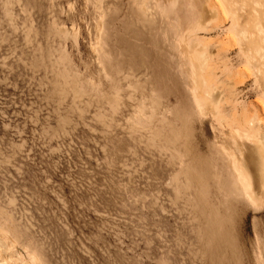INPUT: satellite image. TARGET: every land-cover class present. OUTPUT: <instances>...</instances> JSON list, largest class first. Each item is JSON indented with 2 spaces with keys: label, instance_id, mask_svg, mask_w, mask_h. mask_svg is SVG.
<instances>
[{
  "label": "rangeland",
  "instance_id": "374dc122",
  "mask_svg": "<svg viewBox=\"0 0 264 264\" xmlns=\"http://www.w3.org/2000/svg\"><path fill=\"white\" fill-rule=\"evenodd\" d=\"M262 162L264 0H0V264H264Z\"/></svg>",
  "mask_w": 264,
  "mask_h": 264
},
{
  "label": "bare ground",
  "instance_id": "6f19581e",
  "mask_svg": "<svg viewBox=\"0 0 264 264\" xmlns=\"http://www.w3.org/2000/svg\"><path fill=\"white\" fill-rule=\"evenodd\" d=\"M260 162H261V161H260ZM262 164H263V162H262ZM263 165H264V164H263ZM262 172H263V171H262ZM263 173H264V172H263ZM260 174H262V173H260ZM262 176H264V174H263V175H261V177H262Z\"/></svg>",
  "mask_w": 264,
  "mask_h": 264
}]
</instances>
